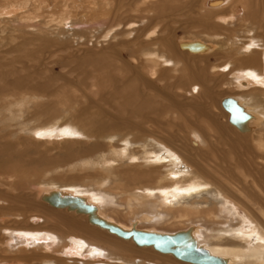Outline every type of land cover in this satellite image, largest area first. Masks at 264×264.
I'll return each instance as SVG.
<instances>
[{"label":"bare ground","instance_id":"obj_1","mask_svg":"<svg viewBox=\"0 0 264 264\" xmlns=\"http://www.w3.org/2000/svg\"><path fill=\"white\" fill-rule=\"evenodd\" d=\"M82 1L73 0L70 5L69 0H37L31 4L34 7L37 3L39 8L34 7L37 12H50L51 16L43 25L36 26L38 33H32V39L11 47L21 53L20 57L8 62L0 57V111L11 112V108L27 105L34 115L38 96H51L45 86H29L36 77L33 62L41 50L53 47L60 51L69 47L63 41L71 40L61 39L59 34L78 31L71 28L67 32L64 28L71 18V27L94 28L91 33L101 28L103 38L112 33L117 40L115 45L102 50L101 58L92 68L101 78L99 81L107 79L96 82L101 92L107 86L115 89L116 72L130 70L131 65L123 58L126 54L129 63L136 64L145 75L150 71L149 76L157 82L165 81L164 75L169 77L171 73L176 83L166 84L165 89L185 83L192 100L204 97L212 103L206 101L191 107L177 102L175 95L166 90H154L146 97L131 93L129 81L144 83L132 66L135 74L126 80L128 83L123 80L120 85L125 93L123 101L133 106L130 114L145 121L142 125H152V133L130 138L115 131L118 124L104 129L94 121L95 130H102V134L84 147V153L59 154V161L75 163L74 159L87 158L85 154L91 156L107 149L112 159L101 157V161L105 165L114 162L118 165L110 175L118 180L113 187L107 185L110 181L105 175L107 170L104 175H98V170L94 174L99 176L100 187L106 183L101 188L81 185L75 180L79 176L71 180L26 182L24 173L35 167L36 162L45 166L32 159L26 160L29 163L25 161L27 169L18 165L31 156V149L0 161V176L4 172L16 173L19 179L16 183L14 179L0 177V264H264V0H162L153 5L148 0L150 5L143 9L130 0H84V5ZM195 11L204 16L197 23L212 29V34L226 33V43L218 45L195 37L174 43L171 37H153L156 30L159 33L167 30L169 19ZM13 17L21 33L24 26L19 17ZM131 33L134 34L131 39H122ZM240 33L246 36L236 42ZM97 40L94 34L82 43L93 44ZM30 45L37 46L36 52ZM209 57L226 61L211 66L207 62ZM194 59L205 63L190 64L189 60ZM63 61L65 58L60 59ZM20 71H24L23 76H19ZM152 80L147 85L153 90ZM217 80L236 92L214 102L212 89ZM61 98H65L64 104L68 103L64 92L59 90L54 100L50 98L41 104V110H53ZM92 102L94 105L87 106L96 111L90 114L104 118L102 109ZM86 109L81 112L90 115ZM144 113L156 118L149 120ZM168 114L174 116L170 117L173 121L177 120L171 121L174 128L171 131L167 130L171 120L166 119ZM219 117L225 120L224 124L218 121ZM52 122L31 128L30 143L35 140L53 143V138L61 136L69 141L58 143L76 138L78 130L73 125ZM2 139L0 136V142ZM177 142L179 148L173 146ZM33 196L39 198L38 202L33 201ZM30 212L37 214L27 216ZM134 234L171 241L161 242L157 248L141 244L142 239L137 243ZM193 247L205 250L214 259L191 262L189 259H196Z\"/></svg>","mask_w":264,"mask_h":264},{"label":"rangeland","instance_id":"obj_2","mask_svg":"<svg viewBox=\"0 0 264 264\" xmlns=\"http://www.w3.org/2000/svg\"><path fill=\"white\" fill-rule=\"evenodd\" d=\"M35 1L37 0H0V57L3 56V58L6 59V62L11 61L21 56L20 52H18L17 50L11 47H14V45H17L18 43L24 42L25 39L26 40L32 39L34 34L38 33L36 26L38 27L39 25H43L44 21L49 20L48 18L51 16L50 12L49 13L45 12L43 14H42V11H40V13L37 12L38 10L34 9L35 6L36 8H39L37 6V3L34 7L33 5H31ZM72 1L73 0H69L68 3L70 4L72 3ZM130 1L134 2L135 5H138L140 9H143L147 6L146 4L150 5V3L148 2L153 1L151 3V5H153L154 3H158L162 0H149V1L148 0H130ZM11 3L13 5L9 6V4ZM80 3L84 5V0ZM72 6H74V4ZM17 9H20L21 11H18ZM11 10L13 11L16 10L15 11L16 13L11 12ZM7 12L11 14H8ZM196 13L197 11L193 12L192 14L188 13V15L186 16L184 15L175 16V20L169 19L170 24L167 27V30H164L162 33H159V31L156 30V32H154L153 37H157V36L168 37V38L171 37L174 43H178L183 39H186V40L190 38L192 39L194 37L203 38L204 40H209V41L211 40L210 42L217 43L218 45H220L221 42L226 43V33L224 32L222 33V35L212 34V29H205L200 23H197V20H202L204 16L202 14L197 15ZM13 15H16L17 17H19L18 20L20 24L24 26V28L22 27L20 28V30L23 29L22 30L23 32L21 31V33H19V31H17L19 30L17 29L19 28V25L17 24L16 21L14 22V20H12L14 19ZM36 15H39V17H37ZM124 16L126 17L128 16V14L125 13ZM70 20L64 23L66 25L64 28L67 29V32L71 28H77L78 31L70 30L69 33H65L66 36L59 34V37H61V39L71 40L69 42L62 40L63 42H66L67 44H69V47H67V49H62L60 51H57L53 47L51 48L49 47L44 50H41L42 52L37 55V59L33 62V66H35V70H36V77L32 79V83L31 84L29 83V86L30 87L45 86L48 88L51 96L50 97L41 96V95L38 96L35 108L33 109L35 116L33 115L31 108L25 104H24L25 107L16 106L14 108H11L12 109L11 112H7L4 110L0 111V131H1L0 136H3V139L0 142V148L2 145V149L0 150L1 151L0 161L5 162L4 160L10 159L11 157L19 153L21 154L25 151V149H28L27 152L31 151L30 152L31 156L28 155V157L23 158L24 162L22 160V163L20 162L18 165L21 168L27 169L26 168L27 166H25L24 164L27 162L26 161L27 159L29 161L30 159H32L31 161L34 160V161H41L42 164L45 163V166H41L40 162H36L35 167H33L36 169L32 168L33 170L31 169L27 173H24L27 176L26 182L27 180L29 181V183L36 182V181H43V180L46 181V179L51 180L52 178L55 179V181L56 180L57 181L58 180L59 181L71 180V179H75L76 176H79L78 179H75V180L77 181L79 180L78 182L81 183V185H84V186L88 185L94 188L100 185V180H98L99 176H95L94 174L98 173V175H104L106 173L105 175L108 177V179H110V181L107 179L108 180L107 185L108 187H113V185L117 184L118 180L117 178L115 177L113 178V176H110V175H112V172H113L112 168H114L115 166L117 167L118 165L115 162L108 163L105 165L101 161V157L112 159V155H110L107 149L105 148H104L105 150L102 149L103 152L102 150H98L96 151L97 153L95 152L94 155L91 154V156L89 154H85L88 156L87 158L79 159L81 161H79L78 159H74L75 163L73 160L71 161V163L70 161L68 162L59 161L60 160L59 154H62V156H64L65 153H68V152L75 154V155L77 153H84L83 152L84 147L90 146V144H93L96 141L95 137H98L99 135L102 134L101 133L102 130H95V125H93L94 121L98 122V124H96L97 126H101L104 129L110 128V126L114 124H118V127L115 131H117V133L120 135L128 134L130 138L136 137V135L139 138H143L146 133L148 134L152 133V129L154 128L149 123L142 125V123H145V121H140V118H136L134 117V115L130 114L132 112V109H134L133 106L128 105L123 101L124 100L123 96L125 93L120 85L122 84L123 80H125V83H128L126 80H129L131 76L135 74L134 68L132 66L136 67L137 65L133 64V62H132L133 64L132 65L131 61L129 63V57H127V55L124 54L123 58L128 62L127 63L128 66L129 64L131 65L130 70L126 72L124 71L122 73L121 72L115 73L114 75L115 81L117 82L115 84V89L112 88V86H107V89L104 88L105 90H103L102 92L101 90H98V85L96 86V82L97 80L99 81V79L101 78L99 77L97 73H95L92 70V68L95 64L98 63L99 59L101 58V54H103V51L109 46L115 45L117 40L113 39L114 37L111 35L112 33L110 34V36L108 37L105 36L106 38L105 37L103 38L104 36L103 32L102 33L100 32L101 28L96 30L94 33H91L90 31H94V28L86 30L85 27H82V26H72L71 27L69 25L72 20L71 21ZM79 27L80 28L82 27L80 31H79ZM94 34H96V37L98 38L97 42L93 44H88L87 42L86 43L87 45H83V43L85 42V39H87V37L92 36ZM132 34L133 33L129 34V37L127 34L122 39H125L128 41L129 39L132 38L131 36L134 35ZM75 36H76V39L74 38ZM245 36H246L245 34L240 33L236 42H239L240 41L239 39H241L242 41L243 40L242 38H244ZM17 37H22V38L19 39ZM126 37L128 38L126 39ZM211 37L214 40L211 39ZM78 41H80V43H77ZM218 42H220V44ZM36 45H39V43H36ZM36 45H32V46L30 45L29 48L34 49L36 52L37 50ZM38 51L40 50L38 49ZM88 51H90L91 53ZM69 56H73V58L68 59ZM61 58H65V61L60 62ZM218 58H221V57L218 56ZM22 61L25 63L24 60ZM225 61L226 59L224 58L217 59V57H209L207 60V62L211 66L221 65ZM189 62L190 64L192 63L193 65H197V66H202L205 63L203 61L195 60V59L189 60ZM118 65H120V62L118 63ZM16 66L19 67L20 64L17 63ZM136 69L138 73L141 75V77L143 78L144 83L137 84L136 81H133V83L129 81L130 84L132 85V86L130 85L129 87L130 90L132 89L131 93H138L140 94L141 97L142 96L146 97L154 93L153 92L154 90H166L168 93L175 95L177 102L181 104L186 103L184 105H189L191 107L193 105L201 106L206 101L212 103L211 100L205 99L204 97L192 100L191 96H189V93L186 92L188 87L186 86L185 83L183 84V86L175 85L173 87H169L165 89L166 84L176 83L175 79H172L171 73L169 74V77L167 75H164V79L166 78L165 81L157 82L154 78H151L149 76L151 73L150 71H149V75L147 74L145 75V73L140 68L136 67ZM23 75H24V71H20L19 76H23ZM179 75L180 77H183L182 73ZM148 80L150 81L152 80V82L154 83L153 90L148 88V85H147ZM105 81H107V79L103 78L98 83L100 82L103 83ZM218 81L219 80L215 81V84H216L215 86L213 85L214 83H210V86H214V88L212 87L213 88L212 90L215 93L214 102H217L218 99L222 97L223 95L234 94L236 92V90L233 87L231 86L226 87L224 85H221V83ZM59 90L64 92L65 97L68 99V103L64 104L63 102L65 98H61L60 99L61 102L58 103L53 110L42 111L41 104H44L50 98H51L50 100H54ZM21 96L27 97V95L25 94ZM93 100L96 102L97 106L102 109L104 113V118L100 119V118H97L96 115L95 116L91 115L92 112L94 114V111H96V108L95 109L91 108L87 106V104L89 103L88 105L90 104L94 105V102H92ZM158 100L165 103V101L162 98H159ZM79 102H82V103L80 104ZM86 107H87L86 110H89L88 113L89 114L91 113L90 115L86 113L84 114L83 112H81ZM18 108L21 110H19ZM144 111L146 112L148 110L144 109ZM214 112H216V109L214 110ZM144 114L148 115V118H150L149 120H154V118H156V116L153 114H147V113H144ZM187 114L191 115V112L190 113L187 112ZM32 116H34L33 119H32ZM165 117L167 120L171 119L170 120L171 126L169 125L167 130L169 131L173 130L174 128H172L173 126H172L171 121L174 123V121L176 122L177 120L174 119L173 121L172 118L174 116L173 115L170 116V114L165 115ZM46 121H49V122L53 121L52 123H58L59 125H64V126L73 125L74 129L78 130L75 132L76 138L74 140L70 139L71 142H61V143H58V142L61 140L69 141V139H66L68 137L61 136V138H57V139L53 138V140L55 141L53 143H49L46 141L38 142L34 139L35 140L34 143L31 144L30 143L31 138H32L31 128L33 130L35 127L40 126L42 123H45ZM218 121L223 124L225 123V120H223V118L221 117L218 118ZM138 125L140 126V128H138ZM186 134L184 135L187 136ZM163 136L167 138V134H164ZM22 140H25V141H22ZM81 144H83L84 146H81ZM177 144H179V142H177L173 146H177L179 148L180 144L179 145ZM32 150H34V152ZM73 151L75 153H73ZM75 155H73L74 158H75ZM92 155L94 157L96 156L95 157L96 159H94ZM90 160H92L94 163ZM29 161L27 163H29ZM77 161H79L78 164L76 163ZM82 161H84L83 164H82ZM91 162L94 165L93 164L91 165ZM37 163L40 165H38ZM79 163L81 165H79ZM75 164L78 166H76ZM124 165L127 166L126 163H123V166ZM89 166L93 168L95 167V168L93 169V168H90ZM105 166H108L109 169ZM29 167L30 166H28V169ZM96 170H98L97 173H96ZM109 171H111V174L109 173ZM16 175L18 174L4 172L1 174L0 177L14 179L15 182L17 183L19 179L17 178ZM86 175L88 177H86ZM107 185L105 183L101 185V187L107 186ZM32 199L34 202L35 201L38 202L39 200V198L36 196H33ZM2 212L6 213L5 211H2ZM36 214H37L36 212H30L27 214V216L36 215ZM240 214L243 215L241 211H240Z\"/></svg>","mask_w":264,"mask_h":264},{"label":"water","instance_id":"obj_3","mask_svg":"<svg viewBox=\"0 0 264 264\" xmlns=\"http://www.w3.org/2000/svg\"><path fill=\"white\" fill-rule=\"evenodd\" d=\"M234 103V102H232ZM234 107L236 108V110H238L239 112H241V109L234 104ZM242 113V112H241ZM243 116H245L244 113H242ZM60 199H65V198H60ZM69 203V202H68ZM133 239L140 244V242L138 240H141L142 239V243L141 244H151L155 247H161V242H170L171 240H166L168 238H165V237H154V236H151V235H145V234H134L133 235ZM175 239V238H174ZM163 250V249H162ZM194 253V256L196 257L195 260H192V259H189L191 262H195V263H198V262H204L206 260H210V259H214L212 258L211 256H209L207 254V252L203 249H200V248H192L191 249ZM186 259V258H185ZM194 259V258H193ZM188 260V259H187Z\"/></svg>","mask_w":264,"mask_h":264}]
</instances>
